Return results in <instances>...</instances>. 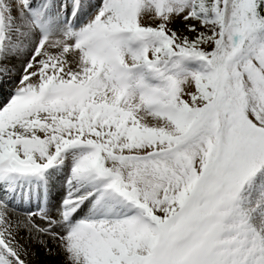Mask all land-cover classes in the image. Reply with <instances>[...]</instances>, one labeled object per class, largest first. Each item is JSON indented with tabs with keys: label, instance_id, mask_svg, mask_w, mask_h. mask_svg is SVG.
Here are the masks:
<instances>
[{
	"label": "snow or ice",
	"instance_id": "1",
	"mask_svg": "<svg viewBox=\"0 0 264 264\" xmlns=\"http://www.w3.org/2000/svg\"><path fill=\"white\" fill-rule=\"evenodd\" d=\"M0 264H264V0H0Z\"/></svg>",
	"mask_w": 264,
	"mask_h": 264
}]
</instances>
